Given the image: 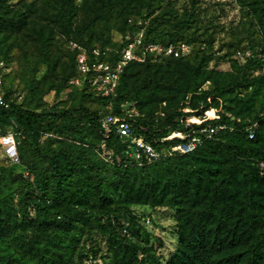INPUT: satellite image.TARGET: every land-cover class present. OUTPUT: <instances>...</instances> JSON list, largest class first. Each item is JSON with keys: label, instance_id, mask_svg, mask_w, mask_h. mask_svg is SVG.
I'll return each instance as SVG.
<instances>
[{"label": "trees", "instance_id": "trees-1", "mask_svg": "<svg viewBox=\"0 0 264 264\" xmlns=\"http://www.w3.org/2000/svg\"><path fill=\"white\" fill-rule=\"evenodd\" d=\"M234 1L264 40V0ZM45 3L0 0L1 41L30 36L55 75L52 48L57 36L65 39L70 66L58 92L76 73L81 96L69 109L16 101L0 107V124L17 133L20 156V165L0 164V264H94L98 236L107 264H264V43L243 61H227L212 43L195 49L189 39L198 37L186 32L200 17L201 0H190L174 22L168 11L158 13L155 0H54L52 10ZM166 20V35L152 37ZM115 32L123 38L143 33L140 52L150 44L189 45L192 52L164 59L148 53L125 67L114 93L104 94L80 73L81 50L73 45L87 51L91 64H116L127 42L113 43ZM226 61L231 70L218 69ZM90 102L107 112L90 109ZM125 105L136 113L124 116ZM77 115L94 140L55 147L53 136L62 133L57 124ZM108 115L125 118L134 136L162 153L193 136L204 142L187 154L140 162L128 155L126 137L101 128ZM217 127L224 129L210 138L201 132ZM174 132L187 138L166 140ZM134 205L177 211L178 248L170 261L136 238L142 218Z\"/></svg>", "mask_w": 264, "mask_h": 264}, {"label": "rangeland", "instance_id": "rangeland-1", "mask_svg": "<svg viewBox=\"0 0 264 264\" xmlns=\"http://www.w3.org/2000/svg\"><path fill=\"white\" fill-rule=\"evenodd\" d=\"M9 1L14 4L18 0ZM189 2L190 0H155L158 13L168 11L171 14L169 19H172L173 22L184 14L190 5ZM47 4H50V10H52L54 0H46L45 5ZM199 7L201 8L200 17L186 32L189 37H198L199 42L189 39L195 44V49L204 48L212 43L211 47L214 51H220L221 55H228L227 61L231 59L243 61L252 53L261 51L264 43L261 32L256 26L255 20L237 1L201 0ZM166 21L165 24L156 28L152 37L166 35L170 20ZM124 38L115 32L112 42H123ZM69 51L70 44L57 36L52 48V56L58 60L59 65L56 74L53 75L48 72V67L39 53V45L33 38L26 34H20L6 44L0 38V94L18 103H23L31 109L38 107L69 109L77 106L82 89L79 74L75 73L70 81L65 83L62 91L58 92L62 71L70 66ZM227 61L221 62L218 69L231 70ZM73 78L74 83H72ZM77 81L80 84H77ZM89 107L100 113L107 112V108L97 102H90ZM123 111H125L124 116L136 113L135 107L133 109L131 105H125ZM192 121L198 123L194 118ZM87 127L86 120L78 115L57 124V128L62 133L53 136L57 141L54 146H69L77 141H93L94 136L86 129ZM110 154L104 155H108L107 159H109ZM4 158L5 154L0 152V164L4 163ZM132 209L136 215L142 218L139 222L140 235L136 238L156 247L157 254L165 262L170 261L178 248L177 211L170 208L136 205ZM98 239L99 243L96 244L95 250H99V252L93 258V263L107 264L109 261L107 246L103 242L102 236H98Z\"/></svg>", "mask_w": 264, "mask_h": 264}, {"label": "built area", "instance_id": "built-area-1", "mask_svg": "<svg viewBox=\"0 0 264 264\" xmlns=\"http://www.w3.org/2000/svg\"><path fill=\"white\" fill-rule=\"evenodd\" d=\"M143 33L137 35L135 38L127 35L124 41L127 42L126 48L122 51L121 57L116 64H110L107 62H95L91 64V60L87 51L76 44L73 48H78L81 53L78 57L77 67L80 73L84 76L89 77V84L91 87L104 94L114 93L120 77L124 72L125 67L132 61L142 62L145 60L146 55L154 54L157 59H164L170 56L174 57H186L191 54L192 47L189 45H170L164 47L159 44H150L145 47L144 51L140 52L139 46L142 44ZM100 49H95L94 54L99 55ZM79 83V81H77ZM5 95L0 94V107L9 109L11 102ZM202 120L199 119L197 124H201ZM101 128L106 132H111L113 129L116 130L117 134L126 137L128 141L127 153L134 159L143 162L146 161L148 164L154 163L162 159L163 157L175 155L177 153L187 154L196 149L197 146L201 145L204 140L199 136H193L189 142L181 143L171 150H167L162 153L157 151L151 145L147 144L142 138L133 135L132 125L121 117L113 115L105 116L100 121ZM258 124H254L251 130L250 138L253 139L255 135V128ZM224 127H217L211 129H202V133H207L208 138L212 137L213 134ZM173 138H187L180 132L172 133L166 140ZM19 142L17 140V133L14 131L12 126H5L0 124V152L5 154V162L10 165H20L19 156ZM110 158V157H109ZM261 167L264 168V162L261 163ZM126 232V231H125Z\"/></svg>", "mask_w": 264, "mask_h": 264}]
</instances>
